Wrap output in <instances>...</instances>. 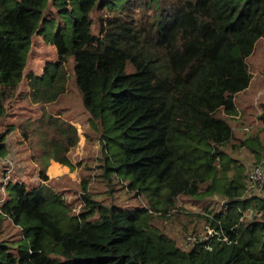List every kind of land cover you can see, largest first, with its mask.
Wrapping results in <instances>:
<instances>
[{
  "label": "trees",
  "instance_id": "trees-1",
  "mask_svg": "<svg viewBox=\"0 0 264 264\" xmlns=\"http://www.w3.org/2000/svg\"><path fill=\"white\" fill-rule=\"evenodd\" d=\"M49 21L51 31L58 22L51 37L58 59L29 73L22 92L32 38ZM262 38L264 0H0V126L16 100L56 103L68 90L72 62L90 122L103 126L102 175L111 181L123 173L129 192L148 200L133 209L104 204L84 182L74 214L47 184L49 162L42 163L37 186L10 181L7 197L0 195V228L9 218L23 232L16 251L0 241V264H264V197L244 196L246 169L227 151L246 148L256 163L264 159V103L255 132L238 138L231 122ZM37 123L30 131L44 129L47 160L73 169L77 127L51 114ZM5 127L2 157L14 125ZM110 142L117 144L112 152ZM215 196L225 209L192 214L208 232L188 249L154 223L187 213L180 197L211 207ZM248 209L255 215L244 219Z\"/></svg>",
  "mask_w": 264,
  "mask_h": 264
},
{
  "label": "rangeland",
  "instance_id": "rangeland-1",
  "mask_svg": "<svg viewBox=\"0 0 264 264\" xmlns=\"http://www.w3.org/2000/svg\"><path fill=\"white\" fill-rule=\"evenodd\" d=\"M93 16L95 19L94 32H98L99 12L96 11ZM54 24L55 27L51 31V21L47 22L45 24L46 29L38 32L32 38V43L25 69V77L20 87V90L22 92L29 90V73L32 72L38 75L42 72L47 62L56 61L58 59L57 50L51 42L52 33H54V31L56 30L58 22L55 21ZM248 64L253 78L255 77L256 80L259 79L260 81L262 78V87L264 88V38L259 39L256 43L255 51L249 57ZM72 66L73 65L71 62L68 68V90L66 94H64L56 103L35 105L30 101L28 97L23 98V100H18L21 105L28 109L25 112V117L29 116L34 119V121H32L30 118V120H27L23 123L24 127L22 126L20 140L16 142V145H18L20 149H22L21 153L28 156V158L26 157L28 168L25 171L24 176L16 173V168L18 166H21L20 164L22 163V161L24 162V158L17 156L15 153H12L10 155L7 154L9 156L5 158V160H11L15 170L10 175V177L7 178L5 177L7 176L5 167L0 165L1 198L5 199L7 197L5 185L10 181L25 182L30 188L37 186V184L41 182V178L39 176L41 164L50 162L49 160H47L46 156H44V149L46 148V144L41 136L44 129L42 128L41 132L37 133L34 131H30V128L33 129L37 127V124L40 125V123L37 122L41 118H46L51 114L55 117H59L63 121L73 124L77 127L78 130V143L69 154V158L73 163V169L68 167V171L66 173L62 174L61 176L60 173L55 174L56 176H52L49 182L46 181L47 184L51 186V188L63 195L66 201L71 205L72 212L74 214H78L83 205L82 196L84 194V182H86L87 185V193L90 194L93 199L104 204H115L124 208L131 209L137 206L148 205V200L144 195L135 196L133 192H129V180L125 178L123 173L114 174L115 172H113V174L111 175V181H108V178L102 175L104 172V165L106 160L105 153L108 152L104 146V141L101 140L103 126L100 122L96 123L95 125L90 122V115L83 103L82 94L80 93L74 82ZM256 87H258L256 86V83H253L252 87L248 91V95L251 99V102L255 103V105L257 102L256 107L260 108V105L264 102V99H262L263 96L261 99L260 96H257ZM256 97L257 100L255 102ZM11 109L15 110V108L13 107L10 108V111H12ZM259 112H257V114H259ZM13 116H15V114H12L11 117L14 118ZM220 116L224 117L223 113H221ZM108 117L109 120L111 119V121L113 122V117L109 112ZM249 120L250 118L247 119V121ZM239 121L240 119H237V122H235V119L231 121L233 127H237L235 129V134L238 138H241L244 134L248 135L254 130L256 131V128L259 127L257 115L253 117L247 129L240 130L241 123ZM243 121H245V119H243ZM249 128L250 132L247 131ZM24 132H27L28 134L30 133L28 135V140L25 137ZM262 133L264 137V130L262 131ZM16 136L18 137V135ZM23 139L27 141L25 142L23 141ZM116 145V142H110L109 151L112 152L113 150H116ZM37 149H39V151ZM227 151L231 156H233L234 158L236 157L240 160V162L246 169V174H248L249 169L254 166V164H258L256 162H258L259 159H257L246 148L234 150L231 147H228ZM262 158H264V156ZM35 177L39 179L35 180ZM249 194L259 196L262 195L264 197V184L261 191L258 192L254 190L252 192H246L244 196L249 197ZM208 201L209 203L213 204L211 205V207H205L203 205L205 207L204 208L202 205L197 204L194 201H191L185 197H180L178 199L177 205L187 213L180 212L171 214L169 216L157 217L154 223L169 237L175 239V241L181 247H183L184 249H188L192 245V243L188 244V241L186 240L189 235H193L195 241L197 237H206V232H208L206 229V225H204V220L193 217L192 214L206 213L207 208H210L214 212L225 209L224 200L219 198V196H215V198H213V201L212 199ZM244 214V219H251L255 215V211L252 209H248L244 212ZM22 233V228L14 225L9 218H5L0 228V241H8L13 245V248L16 251L21 241ZM28 243L29 242L27 241L26 244ZM22 245L24 246V244Z\"/></svg>",
  "mask_w": 264,
  "mask_h": 264
},
{
  "label": "crops",
  "instance_id": "crops-1",
  "mask_svg": "<svg viewBox=\"0 0 264 264\" xmlns=\"http://www.w3.org/2000/svg\"><path fill=\"white\" fill-rule=\"evenodd\" d=\"M262 82H263L262 78H261V81L259 79L256 80L255 77L252 78V81H251L249 88L238 93L235 97V103H236V107L238 110V115L235 117V122H237V119H240L239 122L241 123V125L243 124V122L246 124V126H247L246 129L249 127V125H250L249 123L252 121L253 117L257 114V112L260 111V108L256 107L257 97L255 99V102H256V105H255V103L251 102V99L249 98V95H248V91L252 87L253 83H256V86H258V87H256L257 88V91H256L257 96H260V99L263 96L262 99H264V88L262 87ZM35 105H37V104H35ZM13 108H15V110L12 109V111H10L8 113L11 116H12V114H15V116H13L14 118H12L11 116L8 118H3L2 122H1V125H3V127L0 126V128H1V130H4V129H6L5 125H8V124L14 125V128L12 129V131L9 133V135L7 137V150H8L7 154L10 155L12 153H15L17 156L24 158L23 159L24 162L22 161V163L20 164L21 166H18L16 168V173L20 174L21 176H24L25 171L28 168V166H27L28 164L26 161V157L28 158V156L23 155L21 153L22 149H20V147L18 145H16V142L20 140V136L22 133V124L25 121L30 120L31 117H29V116L25 117V115H26L25 112L28 109L26 107H24L23 105H21L18 100L15 101ZM16 113H18V114H16ZM248 118H250L249 121H247ZM243 119H245V121H243ZM31 120L34 121V119H32V118H31ZM236 128L237 127H234V132H235ZM240 128H239L240 130H243L244 127L242 128V126H241ZM249 131H250V128H249ZM254 132H255V130H254ZM16 135H18V137ZM23 141H25V140L23 139ZM9 155H6V156H9ZM67 168H68V166H65V165H63V164H61L55 160H52V161L50 160L46 173H47L49 179L51 180L52 176H56L55 174L60 173V176H61L62 174L66 173L68 171Z\"/></svg>",
  "mask_w": 264,
  "mask_h": 264
},
{
  "label": "built area",
  "instance_id": "built-area-1",
  "mask_svg": "<svg viewBox=\"0 0 264 264\" xmlns=\"http://www.w3.org/2000/svg\"><path fill=\"white\" fill-rule=\"evenodd\" d=\"M6 157H2L0 156V165L5 167V171L7 176L5 177H10V175L13 173L14 166L12 164L11 160H5ZM248 186H247V190L246 192H252L254 190L256 191H261L262 190V186L264 184V160H261L260 163L258 164H254V166H252L249 171H248ZM38 176V175H37ZM36 176V177H37ZM35 180H38L39 178H36ZM44 182V181H42ZM209 233H212V230H209ZM225 239H227L225 237ZM188 241V244L193 243L194 241V236L189 235L186 239Z\"/></svg>",
  "mask_w": 264,
  "mask_h": 264
}]
</instances>
